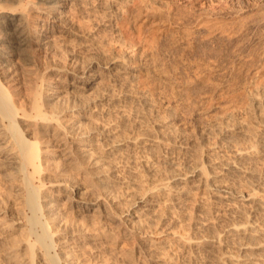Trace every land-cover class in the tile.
Listing matches in <instances>:
<instances>
[{
    "label": "bare ground",
    "instance_id": "obj_1",
    "mask_svg": "<svg viewBox=\"0 0 264 264\" xmlns=\"http://www.w3.org/2000/svg\"><path fill=\"white\" fill-rule=\"evenodd\" d=\"M82 1L0 0V170L14 184L13 195L24 219L21 233L8 238L9 230L19 218L0 205V254L10 264H74L70 255L87 241L85 227L96 230V217L103 224V221L116 224L114 226L123 229L122 234L136 239L139 237L136 232L142 228L140 218L151 223L163 218L167 210L181 211L186 199L184 195L191 188L202 187L211 197L212 204L207 208L199 203L196 208L204 215L211 206L221 207L222 220L226 223L220 232L214 231L211 223L199 224L194 227L192 236L177 238L180 247L190 251L189 261L264 264V190H260L264 186V175L255 166L258 161L264 163V121L260 120L262 128L258 133L251 131L244 123L250 117L245 105L224 104L225 100H219L222 95L218 99L214 97L220 91L219 86L212 87L213 79L225 73L228 67L239 69L247 56L236 51L233 54L229 50L232 51L229 53L231 57L229 55L224 64L214 58L216 61L213 62L208 56L210 59L203 58L206 56L204 53H201L202 60L195 57L202 49L197 50V44L211 46L215 45L213 41H220L226 50L239 45L240 36L245 33H239L242 13L210 8L200 3L193 7V11L190 10L192 13L182 15V11L174 9L173 4L166 0H138V26L140 29L150 27V30L154 29L151 32L162 34L158 40L151 41L153 33H149L151 43L147 44L146 37L131 41L129 36L131 44L139 47L140 52L138 48L137 52L128 55L115 51L103 62L91 57L78 70L55 64L41 67L36 52L45 44L49 46L46 38L51 34H35L34 9L50 22H59L68 6L78 8ZM187 3L191 1H186L184 6ZM258 8L264 10V0ZM255 16L251 17L252 22L247 21L250 24L258 21V26L264 31V15ZM227 19L235 21L228 22ZM250 24L243 23V26L248 28L252 26ZM53 27V24L47 25L41 30L52 31ZM141 32L144 33L141 30L140 36L145 35ZM146 32L148 34L149 31ZM255 41L257 45L262 44L264 34ZM219 47H223L222 44ZM208 49L205 53L209 52L210 56L212 50ZM213 51L212 54L215 53ZM259 51L264 53V49ZM250 57L247 59L254 58ZM258 58L255 59L258 62L248 66L246 73L243 71L248 79L244 80L243 90L247 89L254 108L262 109L264 96H254L259 90L264 94V55L261 60ZM14 59L23 65L21 90L7 84L17 72L12 68ZM49 72L64 80L68 77L70 82L66 84L64 81L62 86L55 87L49 80ZM103 77L107 84L99 85L92 97L84 94L97 88ZM62 93L65 94L61 96ZM190 104L194 105L190 116L184 117L181 112ZM239 108L245 110V116H238ZM97 120L101 125L94 123ZM148 124L152 130H142ZM213 129L221 141L219 150L213 149L209 154L213 158L189 163L185 157L169 156L166 163L172 169H166L168 173L164 171L165 175L163 172L160 175L164 168L145 160L148 184H143L144 180L138 177L140 173L130 167L129 170L132 168L137 172L133 177L130 175L129 183L135 186L136 191L129 200L128 209L121 214L112 206L107 186L114 185L117 180L116 160L130 156L132 147L148 151L152 144L145 140L149 131L158 133V141L151 138L153 144L161 141L176 144L178 151L185 153L188 143L179 140L181 137L193 133L200 143ZM222 149H225L224 153ZM224 155L226 157H222ZM43 169L72 174L68 173L69 178L63 180L64 183L51 180L45 187L41 174ZM158 173L162 177L153 179ZM77 174L90 186L89 192V187L80 188ZM241 183L246 184L245 190L238 187ZM53 189L67 191L64 193L65 202L74 200L77 212H61L59 194H53ZM159 197L164 198L165 209L155 212ZM81 202L88 205H80ZM98 222L97 225L102 224ZM108 231H98V234L108 235L111 230ZM137 242L138 248L145 251L141 241ZM146 253L153 255L152 251ZM131 257L129 253L126 255L129 263ZM160 264L172 263L163 259Z\"/></svg>",
    "mask_w": 264,
    "mask_h": 264
},
{
    "label": "rangeland",
    "instance_id": "obj_2",
    "mask_svg": "<svg viewBox=\"0 0 264 264\" xmlns=\"http://www.w3.org/2000/svg\"><path fill=\"white\" fill-rule=\"evenodd\" d=\"M137 1L138 0H95V1L84 0V2L82 1L83 4L78 8H75V7L72 8L71 6H68L66 8V12L62 14L63 17H61L59 22H55V21L50 22L49 18H46L44 14H39V11L34 9L33 23L34 25H36L35 34H38V35L44 34V33H48V35L51 34L49 38H46V40L50 42L48 43L49 46H46L45 44L42 47L43 48L42 50L40 49L38 52H36L38 64L41 67H43L46 64L63 65L64 67L78 70L81 68L82 65L86 64L90 60L91 57H94L96 60H100L101 62H103L109 56L111 57L115 51H120L123 55H128V54L137 52L139 47H135L134 45H132L130 42L131 39L142 40L144 39V37H146L145 38L146 40L148 37H151V35L155 34L152 36L153 38H150V39L151 41H153L154 39L158 40V37L160 36L162 37V34H160L159 32L154 33V31L151 32V30H154V29L151 28L150 30V27L146 29H142L143 28L142 27L140 29V27L138 26L139 23H138L137 16H136L138 14L137 12H139L138 8H136ZM166 1L173 4V6L175 7V8L173 7L174 9H178V11L179 10L182 11L183 13L179 11L182 15L183 14L188 15L192 13V11L194 10L193 7L194 8L198 7V4L200 3H202L203 6H207L210 8H219L221 10H236L242 13V16H241L242 25L239 27L240 28L239 30H241V32H239L238 30L237 31L240 34L245 32L244 34H241V36L245 35V37L240 36V40L241 39L243 40L246 37L247 38L244 39L243 41L239 40V42L240 43L243 42L242 45L244 43L245 44L248 43L245 45L246 47L243 45L246 49L247 48L248 49L246 50L240 43H238L239 44L237 45L238 47L235 46L238 49H235V47H233V49L231 48V49L226 50L225 44L223 45V42L220 43V41H213V44L215 45H211V46H204L202 44H199V45L197 44L199 46L198 47L196 45L197 50L198 48L199 49L204 48L203 49L204 51L202 49L201 50L203 52L201 50L197 51L198 53H196V55L197 54L198 55L197 56L195 55L196 60H197V57L198 59H201L202 54L204 53L203 55H206V56H203V58L208 56V57H211V60L214 58L217 60L218 63H220L219 61H221V64H224L226 63V60H228L231 57L230 54H232L231 53L232 51H233V54L236 52L239 54L245 53L243 55H246L247 58H249L250 55H251L250 58H252L255 56V54L262 52V51L261 52L259 51L260 49L261 50L264 49L263 48L264 42H261L262 44L257 45L258 43L257 41H255L256 39H258L260 35L264 34V31L262 30L263 28L258 26V23H257L258 21L256 20H255L256 22L254 21L255 23L250 24V22H252L250 20L253 19L251 17H254L255 15L257 16V14L258 16L264 15L263 14L264 10H260L262 8H258L261 0H166ZM186 1H191V3L190 4L187 3L184 6ZM254 7L256 8V10ZM128 8H131V9L128 10ZM257 9L259 10L257 11ZM248 19L250 22L247 21ZM226 21L229 22V21H235V20L227 19ZM243 23H245V25L250 24L253 27L249 26L251 28L249 27L247 28L246 26L247 28L246 29L245 26H243ZM52 24L54 25L53 27L54 30L47 31V32L45 30L44 31L41 30V28H45L47 25H52ZM257 27H260V28H257ZM138 28L140 29V31L142 30L144 32V33L141 32V35L145 34V35H142L143 37L140 36V31L138 30ZM242 28L245 31L242 30ZM255 28L259 32L256 31ZM145 30L149 31L148 34L147 32L145 33ZM247 32L249 34H247ZM257 32L261 34L259 35ZM135 33H138L139 35ZM149 33L150 34L153 33V34L150 35ZM129 36H130V40H129ZM150 39L148 38L147 41H145V43L146 42L151 43ZM127 40H129V42ZM220 44H222L223 47H219ZM262 45L263 47H261ZM212 46H218V47H215L214 49V47ZM207 49L208 51L212 50V53L214 52L213 50H215L214 54L210 52L212 56L214 55L213 57L211 55L209 56V52L205 53V51L207 52ZM218 49L219 51L221 50L220 51L221 53L218 51ZM229 50H232V51H229ZM237 50H239L240 52ZM249 50H252L250 51L252 52L251 54ZM138 52H140V49ZM247 53H249L250 55ZM253 53L255 54L253 55ZM262 54L264 55V53L257 54V58L255 56L252 59H247L245 57L247 60L245 59L244 61L246 62L248 61V63L243 61L244 64L242 63L241 66L239 65L238 66L239 69L237 70H234L236 68L231 70L228 67L226 70L227 72L225 71V73H223L225 75L222 74L221 76L217 77V79H213L214 80V82H212L213 85L211 84L212 87H217L216 84L219 86L218 89L220 91L218 90L219 92L215 93L216 95L214 94V97L216 98L217 96V99H218L222 95L223 96L221 97L222 99L220 98L219 100H225L224 104L237 103L239 105V103H241V105L242 104L245 105L247 111L250 114V117L247 118L246 122L244 123L246 124V127H248V129H252L251 131L255 133H258L259 130L262 128L261 125L264 124V123L261 124L260 122V120L264 121V107H262V109L261 107H257V109L254 108L255 107L254 103L251 101L250 94L248 93L247 89L243 90L244 83L248 80L245 78L246 74L244 73H246L245 70L248 69V66L254 65L256 62L259 61L255 59H259L258 57H260V60H261V57L263 58ZM215 55L216 56L218 55V56L215 57ZM192 57L191 59L195 60V57L194 56ZM214 59L212 60L213 62L216 61ZM212 61L211 63H213ZM12 64H13L12 68L16 70L17 72H15V74L12 75V79L9 80L7 84H10L15 89L21 90L22 89L21 83L23 81V78H22L23 65H21L19 61H15V59L12 60ZM176 64L177 63H174L175 66ZM242 65L243 66L246 65L247 67L245 66L246 68L244 69ZM230 71L231 72L233 71V73H231ZM238 72L240 74H238ZM49 73L51 74L50 76H48L50 78L49 80L50 82L53 83L55 87L62 86L64 81L66 82V84L70 82V79L68 77L64 80L63 77L61 76L58 77L54 75L53 72H49ZM243 74H244V77H243ZM44 75H48V73L47 74L44 73ZM245 79L246 81H244ZM224 80L226 83L224 82ZM104 84H107V81L103 77V80L100 81L97 88L95 87L92 90L85 91L84 94H88L89 96L92 97L95 91L98 90L99 85H104ZM255 84H257V82ZM110 86L113 87V85H110ZM230 88H233V89H230ZM255 93L256 94L254 93L253 94L256 97H260L261 95L264 96L261 90ZM64 94L65 93H62L61 96ZM224 96H227V97H224ZM210 104H211V101H210ZM192 105L193 104H190L189 107H187L186 109L184 108L185 109L184 112L182 110L181 113H183L182 115L184 117L190 116V113H191L190 111H192L191 109L194 107V105L193 106ZM207 106H209V103H207ZM237 113H238V116L240 114L244 115L245 110H243L242 108H239ZM98 120L100 122L103 121L100 119ZM98 120L95 121L94 123L96 124L97 122L98 125H101V123L98 122ZM149 126L150 124H148V126L146 128H143L142 130H146V129L152 130L151 128H149ZM148 133L150 137L147 136L145 140L150 144L152 143L151 146H149L148 151H145V152H143L142 150L138 151L139 147H136V149L135 147H132L130 150V156L126 157L125 155L126 158L117 159L116 160L117 162L115 161L116 162L115 165L117 169V170L115 169V173H117L116 174L117 180L114 183V185L107 186V190L110 194L108 195H109V200L112 206L115 209H118L119 212L121 211L120 212L121 214H124L127 211L126 209H128L129 200L131 199V196L136 191L135 186L129 183V180H131L133 177L132 176L133 173H136L138 171L137 173H140L138 177L144 180L143 184L149 183V179L146 180L145 178L147 176V173L144 169L145 160H149L148 163H151V165H154L157 167L159 166L160 169L164 168V170L162 171L159 168L158 169L160 170V173L163 172V174L165 175L166 173H168L166 172V169L170 167L169 163H166L167 159H169L170 157L172 156L173 157L180 156V158L185 157L186 159L189 160V163H193L195 161H203L207 159L209 160L213 158L212 155H209V154L212 153L213 149L219 150L218 145L219 143H221L220 136L216 134V131L214 129L210 130L204 137L203 142H200V143L197 140V137L195 136V134L192 133L191 135L186 136V137L189 136V138H186L184 136L179 139V140H182V142L186 141V143H188L187 151H185V153H181L180 151H178L176 144L169 145L165 141H161L159 144H153L154 142L151 141V138L152 140L158 141V137H157L158 133L153 132V131H149ZM192 137L194 139H192ZM208 143L209 145H207ZM224 150L225 149H222L221 152L224 153ZM164 157H167V158L164 159ZM222 157H226V156L224 155ZM206 165H208V163ZM255 166L257 167L258 172L264 175V163L261 161H258L257 163H255ZM130 167L136 169L137 171L131 168L132 171H135V172H132L131 170H129ZM170 168L172 169V167ZM179 168L181 169V167ZM128 171L132 173L130 174ZM168 171H170V169H168ZM3 172L4 171L0 170V203H1L0 205L8 208L11 214H14L15 216L19 218L17 223H15L13 227L9 230L8 238H10L12 236H17L21 233L20 230L21 228H23L24 219L22 217V214L19 213L20 210L18 209L17 198L14 197L13 195V192H14L13 185L14 184H12V182H9L6 179V176L4 175ZM68 173L72 174L69 171L62 172V171L56 170L55 172H53L50 169H43L41 171V174L45 179L44 186L48 187L50 183L49 181L51 180H54L59 183H64L63 180H66L67 178H69ZM160 173H158L155 177H153V179L161 178L162 176L159 177ZM160 175H162V173ZM76 176H77V179H78L77 182L80 188L89 187L87 188L89 192L90 186L87 185V183L85 184L84 183L85 181L83 179L82 180L80 179L82 178V176L78 174ZM238 187L243 188L245 190L246 184L241 183L240 185H238ZM92 189L93 188L91 187V190ZM83 190L84 189H82V191ZM260 190H264V186H262ZM54 192L55 193L53 194H56V193L59 194L58 199H59V202L61 203L60 205L61 212L67 211V210H70L73 213L77 212L75 211L77 208L76 207L77 203H75L74 200L65 202L66 197L64 193H67V191L64 192L62 190H54ZM184 197L186 198L185 204L181 211L180 210L179 211L178 210H167L163 218L155 219L151 223H147L144 219L140 218L139 222L142 223V228H140L139 231L136 232L137 236H139L136 239H134L133 236L129 234L128 235L122 234L123 229L121 227L114 226L116 224H110V222H107V221H103L105 222V224H103L102 221H100V219H97L98 217H96L94 220L95 221L98 220L102 224L97 225L98 221L94 223L96 230H92L91 227L84 228V231H86V235H87L86 237L88 239L83 244L84 246H80L78 247V249L72 252L73 254L70 255L71 262L74 264H160L161 260L167 259L172 264H209V263H203L198 260L189 261L188 254L190 253V251L184 250L182 247H180V244L177 241V238L179 236L181 237L192 236L193 229L195 226L199 224H206V223H211L213 225L212 229L214 231L220 232L222 230V227H224L226 223L225 220H222L223 211L221 210V207L214 208L213 206H211L212 208H210L207 214L203 215V213H200V211L196 208L197 204L201 203L207 208H209L210 204H212L211 197L206 192V190L203 189L202 187H199L198 189L191 188L188 191L187 195L186 194L184 195ZM157 200H158L157 205L155 204L154 206L156 208L155 212H160L165 209L166 204L163 203L164 198L162 197H159ZM80 205H85V204L81 202ZM68 213L70 214V212ZM17 214H21V215H17ZM126 223L128 226H130L129 221H127ZM104 228H106L107 231L111 230L110 234L108 235L98 234L99 233L98 231L106 232ZM137 240L141 241L144 249H146L145 251H143V249L138 248ZM1 247L2 245H0V248ZM148 251L149 252L152 251L153 255L152 256L148 255L146 253ZM128 253L130 256L132 255L131 263H129L126 258V255H128ZM0 264H10L8 260L4 257V255L2 254H0Z\"/></svg>",
    "mask_w": 264,
    "mask_h": 264
}]
</instances>
